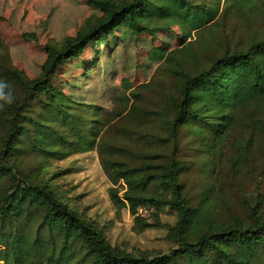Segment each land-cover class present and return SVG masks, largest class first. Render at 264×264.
Here are the masks:
<instances>
[{
	"label": "trees",
	"instance_id": "16d2710c",
	"mask_svg": "<svg viewBox=\"0 0 264 264\" xmlns=\"http://www.w3.org/2000/svg\"><path fill=\"white\" fill-rule=\"evenodd\" d=\"M103 11L93 26L64 41L62 47H45L46 60L40 74L28 79L0 62V80L7 82L13 96L0 107V262L5 264H75L74 251L85 250L87 262L77 264H264V216L250 209L249 222L217 217L209 196L202 193L198 205L182 192L180 177L187 162L176 158L177 132L186 129L196 142L197 155L205 162L215 157L228 136L236 130L243 112L248 113L255 133L264 137V0H223V14L246 21L248 41L222 47L218 39L204 41L202 34L218 25L221 0H90ZM178 24L182 47L178 52L154 49L152 59L162 62L173 80L176 97L171 99L166 118V137L172 145L165 161L153 162L155 154L137 153L139 165L119 158L120 146L97 144L101 119H89L93 108L72 101L51 80L62 62L78 59L89 45L108 44L114 32L124 28L132 34H151L157 22ZM196 34L197 38L188 41ZM188 55L191 67L184 66ZM43 104L51 110L63 135L51 122L34 120L29 105ZM131 111L138 114L133 103ZM256 114H254V112ZM32 124L34 130L30 131ZM77 127L69 139V129ZM158 141V137H156ZM44 158L63 160L90 152L97 144L99 165L110 182L108 198L115 210H127L135 224L152 228L137 209L148 207L152 215L175 212L176 221L167 238L176 247L158 256H134L111 247L91 223L62 202L46 182L19 173L14 156L26 143ZM191 142V143H193ZM55 143L52 150L44 144ZM190 144V143H189ZM248 146L249 141H247ZM134 161V162H135ZM213 160L203 164L212 167ZM8 184L7 189L3 185ZM157 188L153 194L147 191ZM162 191H167L163 194ZM122 192V193H121ZM38 223L36 231L32 225ZM41 228H44L41 232ZM41 233V234H40Z\"/></svg>",
	"mask_w": 264,
	"mask_h": 264
},
{
	"label": "rangeland",
	"instance_id": "374dc122",
	"mask_svg": "<svg viewBox=\"0 0 264 264\" xmlns=\"http://www.w3.org/2000/svg\"><path fill=\"white\" fill-rule=\"evenodd\" d=\"M89 1L0 0V62L30 80L37 78L46 60L47 45L62 47L66 39L74 38L103 16V11ZM219 7V23L202 34L204 41L218 39L222 47L246 44V21L238 15H224L223 0ZM154 27L151 34L140 35L124 28L117 30L108 44L89 45L78 59L62 62L51 80L72 101L93 108L89 119L93 114L101 119L97 144L120 146L123 151L118 157L134 165L140 164L134 160L137 153L155 154L153 162H164L172 151L171 143L160 139L166 137L165 119H171V115L165 114H169L170 101L176 97L173 80L163 71L162 62L152 59L150 53L164 47L168 52L180 51L183 36L173 22H157ZM192 36L188 41L197 38L196 34ZM183 59L184 66L190 68L188 55ZM133 103L138 114L131 111ZM27 109L32 119L51 122L63 135L65 127L43 104L29 105ZM248 115H240L236 130L213 159L208 156L203 162L197 155L196 142L184 128L177 132L174 153L178 160L187 162L180 182L182 192L193 205H198L202 193L211 188L210 203L217 217L247 222L251 208L264 216V137L255 133ZM28 125L33 131V125ZM67 130L68 138L74 141L77 127ZM97 144L90 152L53 160L38 154L27 142L25 150L17 152L12 161L19 173L48 183L60 200L91 223L111 247L134 256L167 254L176 247L167 238L176 221L175 212L164 210L157 218L149 212L144 218L154 226L141 230L142 226L135 224L127 210H115L107 195L111 184L99 165ZM54 147L55 143L43 145L49 151ZM208 160H213L212 167L203 166ZM7 188L8 184H4L3 189ZM156 189L151 186L147 192L152 195ZM37 227L35 223L31 230L36 231ZM43 230L40 231L45 233ZM84 254L85 250L77 248L74 263L83 259L86 263Z\"/></svg>",
	"mask_w": 264,
	"mask_h": 264
},
{
	"label": "clouds",
	"instance_id": "9594fccd",
	"mask_svg": "<svg viewBox=\"0 0 264 264\" xmlns=\"http://www.w3.org/2000/svg\"><path fill=\"white\" fill-rule=\"evenodd\" d=\"M7 82L0 80V107H3L5 104H10L13 101V96L8 89Z\"/></svg>",
	"mask_w": 264,
	"mask_h": 264
},
{
	"label": "built area",
	"instance_id": "2783aa9c",
	"mask_svg": "<svg viewBox=\"0 0 264 264\" xmlns=\"http://www.w3.org/2000/svg\"><path fill=\"white\" fill-rule=\"evenodd\" d=\"M151 211H152V209H150L148 207H141V208L137 209V215L144 218L146 216V214L148 215L149 212H151Z\"/></svg>",
	"mask_w": 264,
	"mask_h": 264
}]
</instances>
